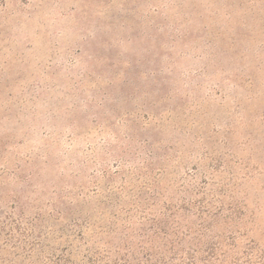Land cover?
Returning a JSON list of instances; mask_svg holds the SVG:
<instances>
[{"label": "rangeland", "instance_id": "obj_1", "mask_svg": "<svg viewBox=\"0 0 264 264\" xmlns=\"http://www.w3.org/2000/svg\"><path fill=\"white\" fill-rule=\"evenodd\" d=\"M0 264H264V0H0Z\"/></svg>", "mask_w": 264, "mask_h": 264}]
</instances>
